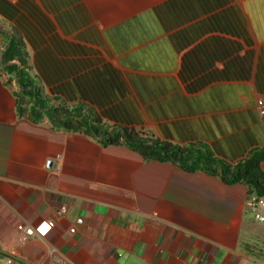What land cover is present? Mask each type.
I'll list each match as a JSON object with an SVG mask.
<instances>
[{
    "label": "crops",
    "instance_id": "0c3cea01",
    "mask_svg": "<svg viewBox=\"0 0 264 264\" xmlns=\"http://www.w3.org/2000/svg\"><path fill=\"white\" fill-rule=\"evenodd\" d=\"M25 3L85 51L72 60L89 66L65 81L61 106L107 131L204 145L231 165L264 148V0H78L86 23L75 31L44 0H0V31L26 54L10 64L58 101L65 91L39 81L15 26L30 24ZM4 46L0 35V55ZM17 93L0 59V264H264V226L246 210L244 186L32 124L17 116ZM47 222L44 238L18 240V226Z\"/></svg>",
    "mask_w": 264,
    "mask_h": 264
},
{
    "label": "trees",
    "instance_id": "16d2710c",
    "mask_svg": "<svg viewBox=\"0 0 264 264\" xmlns=\"http://www.w3.org/2000/svg\"><path fill=\"white\" fill-rule=\"evenodd\" d=\"M44 4L54 13L66 10L58 21L67 30H78L86 23V11L78 0H44ZM24 5H27V10L23 12L28 14L31 25L26 26L25 19L19 17L15 26L22 31L28 45L34 51L38 79L48 88L51 86L53 90L61 93L65 91V96H59L55 100L67 103L70 89L67 87L68 82L65 81L75 72L89 66V63L75 64L72 57L84 55L85 51L83 49L79 51L75 46L72 47L59 39L36 7L29 3ZM32 24L38 25L42 33L36 32ZM0 35L5 39V46L0 55L3 71L15 79L18 88L16 110L19 118H24L32 124H39L46 119L54 131L83 134L95 139L103 148L124 146L145 161L171 163L188 173L202 172L218 178L227 186L239 184L244 186L248 197L264 196V173L260 169V164L264 162V148L252 150L243 161L231 165L218 159L213 151L204 145L197 148L192 146L178 148L170 144L138 139L127 130H103L88 112H83L80 108L68 109L61 105H50L28 72L20 69L18 65L10 64L13 61H18L22 66L24 64L26 54L20 40L1 32Z\"/></svg>",
    "mask_w": 264,
    "mask_h": 264
},
{
    "label": "built area",
    "instance_id": "2783aa9c",
    "mask_svg": "<svg viewBox=\"0 0 264 264\" xmlns=\"http://www.w3.org/2000/svg\"><path fill=\"white\" fill-rule=\"evenodd\" d=\"M246 210L252 215L254 221L260 225L264 226V196L257 197V196H250L247 197L245 203ZM44 229L43 230H33L30 228H26L24 226H18L16 228V232L18 235V240L24 242L26 238H44L50 229L54 226L53 222H47V224H42ZM51 252H54L52 250Z\"/></svg>",
    "mask_w": 264,
    "mask_h": 264
},
{
    "label": "rangeland",
    "instance_id": "374dc122",
    "mask_svg": "<svg viewBox=\"0 0 264 264\" xmlns=\"http://www.w3.org/2000/svg\"><path fill=\"white\" fill-rule=\"evenodd\" d=\"M0 30H1V29H0ZM0 32H1V31H0ZM32 75H33V74H32ZM36 83H37V82H36ZM43 94H46L44 90H43ZM49 104H53V105H56V104H57V105H62V103H61L60 101H53L52 99L49 100ZM63 106H64V107H67L68 109L71 108V107H70L69 105H67V104H63ZM100 127H101L103 130L107 128L106 125H102V126H100ZM131 131H132V130H131ZM131 131H130V132H131ZM134 134H136V133H134ZM262 214H264V212H262Z\"/></svg>",
    "mask_w": 264,
    "mask_h": 264
}]
</instances>
